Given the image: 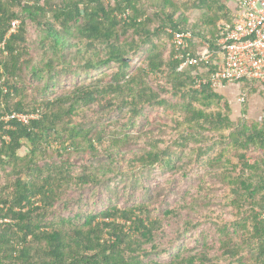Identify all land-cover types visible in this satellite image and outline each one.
Wrapping results in <instances>:
<instances>
[{"label": "trees", "instance_id": "trees-1", "mask_svg": "<svg viewBox=\"0 0 264 264\" xmlns=\"http://www.w3.org/2000/svg\"><path fill=\"white\" fill-rule=\"evenodd\" d=\"M231 10L0 0V264H264L258 82H238L239 109L196 86ZM168 29L210 60L180 67Z\"/></svg>", "mask_w": 264, "mask_h": 264}, {"label": "built area", "instance_id": "built-area-1", "mask_svg": "<svg viewBox=\"0 0 264 264\" xmlns=\"http://www.w3.org/2000/svg\"><path fill=\"white\" fill-rule=\"evenodd\" d=\"M231 24L223 23L221 36L217 43L219 51V69L209 77L197 80L196 86L209 82L215 89L226 83H238L241 79H252L264 86V0H236L232 7ZM18 21L12 23L10 31H14ZM172 44L175 48V58L179 66L207 63L212 53L207 45L198 47L194 54L189 49V31H172ZM238 100L243 103L244 92L239 93ZM37 113L20 114L12 112L5 120L18 119L27 123L37 118ZM264 120V110L259 118ZM261 217L264 219V212Z\"/></svg>", "mask_w": 264, "mask_h": 264}, {"label": "crops", "instance_id": "crops-1", "mask_svg": "<svg viewBox=\"0 0 264 264\" xmlns=\"http://www.w3.org/2000/svg\"><path fill=\"white\" fill-rule=\"evenodd\" d=\"M231 7L234 6L236 0H228ZM228 100L234 103V107L239 109V93L240 83H226L218 89ZM237 100V101H236ZM264 110V87L259 83H254L253 92L247 97L246 101V116L249 119H259Z\"/></svg>", "mask_w": 264, "mask_h": 264}, {"label": "rangeland", "instance_id": "rangeland-1", "mask_svg": "<svg viewBox=\"0 0 264 264\" xmlns=\"http://www.w3.org/2000/svg\"><path fill=\"white\" fill-rule=\"evenodd\" d=\"M24 152V150H22Z\"/></svg>", "mask_w": 264, "mask_h": 264}, {"label": "clouds", "instance_id": "clouds-1", "mask_svg": "<svg viewBox=\"0 0 264 264\" xmlns=\"http://www.w3.org/2000/svg\"><path fill=\"white\" fill-rule=\"evenodd\" d=\"M9 120H11V119H9Z\"/></svg>", "mask_w": 264, "mask_h": 264}]
</instances>
